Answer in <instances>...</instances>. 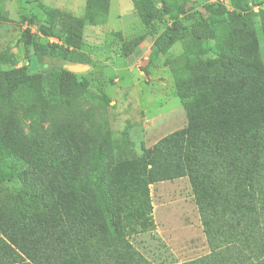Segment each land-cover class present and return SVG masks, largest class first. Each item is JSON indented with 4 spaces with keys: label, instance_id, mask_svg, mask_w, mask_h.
I'll return each mask as SVG.
<instances>
[{
    "label": "trees",
    "instance_id": "16d2710c",
    "mask_svg": "<svg viewBox=\"0 0 264 264\" xmlns=\"http://www.w3.org/2000/svg\"><path fill=\"white\" fill-rule=\"evenodd\" d=\"M133 2L157 52L184 36L182 15L193 19L186 53L173 65L187 124L140 154L115 158L103 143L60 132L54 120L48 131L40 121L45 143L32 156L13 135L20 116L11 123L6 109L31 102L42 120H51V108L67 102L74 109L72 101L90 91L91 81L63 64L47 73H31L28 62L7 68L13 48L0 50V264H154L130 237L155 227L150 186L183 176L191 181L210 251L176 264H264V62L253 53L256 42H225L215 58H201L215 29L240 22L251 4L208 2L195 18L185 0L162 7L157 0ZM93 7L84 16L47 7V24L38 29L48 36L58 27L64 44L47 42L34 54L69 58L83 46L87 22L103 10ZM8 15L0 0V19ZM144 39L124 40L121 55H132ZM8 182L18 185L13 207L2 199Z\"/></svg>",
    "mask_w": 264,
    "mask_h": 264
},
{
    "label": "rangeland",
    "instance_id": "374dc122",
    "mask_svg": "<svg viewBox=\"0 0 264 264\" xmlns=\"http://www.w3.org/2000/svg\"><path fill=\"white\" fill-rule=\"evenodd\" d=\"M28 1L35 6L25 4L26 9L31 5L34 7L23 14L16 12L19 8L16 0H5L10 19H0V50L10 47L15 54L6 67L18 68L28 62L31 73H47L63 64L79 77H87L91 81L90 91L80 93L72 101L74 109L67 102L51 108V120H42L31 102L19 104L18 112L14 107L6 109L5 116L9 122L20 116L17 126L21 129L13 135L27 148L28 154L35 156L36 151L40 154L38 148L45 143L40 121L48 131L54 120L61 125L60 132L70 129L84 142L103 143L115 158L120 154H140L144 147H152L165 136L185 127L187 115L178 93L173 65L175 59L186 53L185 42H190L193 19H185L182 15L184 36L162 53L155 50L154 38L138 16L133 0H88V3L86 0L85 5H80L81 0H39L37 5L38 0ZM165 1L183 2L157 0L158 6H164ZM216 1L221 0H185L188 12L195 18L205 13L206 3ZM246 1L250 2L251 9L240 22L222 23L219 29H215L213 37L202 44L205 50L201 54L203 60L215 58L225 42H256L257 48L253 53L264 62V0ZM94 4L103 6V10L95 11L96 22H87L81 48L72 49L65 61L49 56L41 60L34 54L36 46H46L50 38L55 40L52 37L60 33L58 27L49 30L51 34L48 36L44 32V38L38 34L40 31L36 33L39 25L47 24V7L75 11L76 15H81L92 8L94 10ZM166 21L170 22L169 17ZM28 29L36 35L29 33ZM142 35L145 39L132 55H121L124 40ZM34 102L36 106L42 104L40 100ZM17 187V184L8 182L1 188L2 199L9 202V207L18 204L11 195ZM150 192L155 227L131 236L133 245L154 264H176L209 253L189 177L154 183ZM7 196L11 200H7ZM0 207L4 208L5 204L0 202Z\"/></svg>",
    "mask_w": 264,
    "mask_h": 264
},
{
    "label": "crops",
    "instance_id": "0c3cea01",
    "mask_svg": "<svg viewBox=\"0 0 264 264\" xmlns=\"http://www.w3.org/2000/svg\"><path fill=\"white\" fill-rule=\"evenodd\" d=\"M17 2H16V4L18 5V10L16 11L17 13L19 12H21V13H23V14H25V13H27V12H25L26 10H28V9H31V8H33L34 6H35V4L32 2V1H28V0H23V2H21V0H16ZM36 1V0H35ZM37 3H36V5L39 3V0L38 1H36ZM19 4L21 5V8H20V6H19ZM25 4H33V5H31V6H29L27 9L26 8H24V5ZM85 5L86 4V0H81V3H80V5ZM83 9V8H82ZM84 11H85V9H83ZM82 10V11H83ZM12 11V10H11ZM23 11V12H22ZM82 11H79L80 13L82 12ZM74 13H75V11H74ZM12 14H13V12H12ZM76 14V13H75ZM84 14H85V12H83L81 15H79V16H84ZM12 20H14V19H12ZM0 35H2V34H0Z\"/></svg>",
    "mask_w": 264,
    "mask_h": 264
},
{
    "label": "built area",
    "instance_id": "2783aa9c",
    "mask_svg": "<svg viewBox=\"0 0 264 264\" xmlns=\"http://www.w3.org/2000/svg\"><path fill=\"white\" fill-rule=\"evenodd\" d=\"M221 1H224V2L227 3V0H221ZM38 32H39V29L37 30L36 33H38ZM38 34L41 36V38H44L45 37L44 34H42L40 32ZM52 38L55 39V40H51V38H50L49 43H57V44H60V45H63L64 44V41L62 39H60L59 37L55 36V37H52Z\"/></svg>",
    "mask_w": 264,
    "mask_h": 264
}]
</instances>
